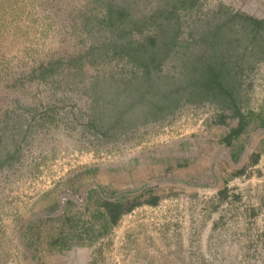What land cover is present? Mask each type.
<instances>
[{
    "label": "rangeland",
    "instance_id": "rangeland-1",
    "mask_svg": "<svg viewBox=\"0 0 264 264\" xmlns=\"http://www.w3.org/2000/svg\"><path fill=\"white\" fill-rule=\"evenodd\" d=\"M100 1L0 0V264H264V130L255 121L231 144L239 120L210 123L205 114L221 111L210 104L128 133L91 128L95 77L129 69L93 61L106 34L85 23L103 15ZM220 5L264 21V0H198L185 19ZM245 80L243 112L260 114L263 60ZM120 200L127 211L105 231L101 203Z\"/></svg>",
    "mask_w": 264,
    "mask_h": 264
},
{
    "label": "trees",
    "instance_id": "trees-1",
    "mask_svg": "<svg viewBox=\"0 0 264 264\" xmlns=\"http://www.w3.org/2000/svg\"><path fill=\"white\" fill-rule=\"evenodd\" d=\"M197 3L198 0L99 2L103 15H95L97 18L85 23L90 34L99 31L106 34L92 49L93 61L121 60L129 69L95 77L86 91L93 99L91 128L97 134L127 130L128 133L165 121L186 105L207 104L221 109L216 117L222 123L226 118L239 120V127L228 139L230 144L234 136L243 133L254 121L255 128L264 130V110L255 115L243 112L246 74L264 61V21L220 5L210 18H197L189 23L185 18ZM149 5L153 9L145 13L144 8ZM229 47L234 48L233 53L228 51ZM59 66L57 63L43 69L42 80L54 75ZM132 94L142 95V101L146 102L138 103L142 104L138 107H125ZM7 162L1 163L2 166ZM101 206L105 215L99 217L103 218L105 231L117 225L127 211L122 200L102 201ZM92 235L97 238L93 232Z\"/></svg>",
    "mask_w": 264,
    "mask_h": 264
},
{
    "label": "built area",
    "instance_id": "built-area-1",
    "mask_svg": "<svg viewBox=\"0 0 264 264\" xmlns=\"http://www.w3.org/2000/svg\"><path fill=\"white\" fill-rule=\"evenodd\" d=\"M197 106H193V108H192V111H195V110H197ZM197 112V111H196ZM196 112H194V113H192V118L194 117V115L193 114H195ZM198 114V113H197ZM202 116V115H201ZM205 116H207V118L206 119H208L209 120V122L210 123H212V122H216V120L218 119L216 116H217V114L216 113H206L205 114Z\"/></svg>",
    "mask_w": 264,
    "mask_h": 264
},
{
    "label": "crops",
    "instance_id": "crops-1",
    "mask_svg": "<svg viewBox=\"0 0 264 264\" xmlns=\"http://www.w3.org/2000/svg\"><path fill=\"white\" fill-rule=\"evenodd\" d=\"M263 112H264V111H263ZM263 112H262V113H263ZM262 130H263V129H262ZM235 150H240L239 153L241 152V149H236V147L234 148V152H235ZM231 154H232V156H233V152H232ZM238 155H239V154H238ZM238 155H237V158H238ZM239 157H240V156H239ZM232 158L234 159V157H232Z\"/></svg>",
    "mask_w": 264,
    "mask_h": 264
}]
</instances>
